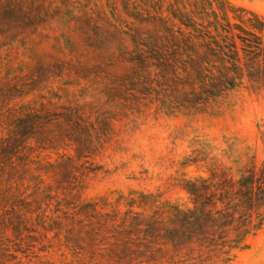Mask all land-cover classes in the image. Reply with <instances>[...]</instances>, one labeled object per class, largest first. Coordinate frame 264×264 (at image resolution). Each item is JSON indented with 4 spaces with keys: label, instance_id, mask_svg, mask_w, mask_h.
<instances>
[{
    "label": "rangeland",
    "instance_id": "obj_1",
    "mask_svg": "<svg viewBox=\"0 0 264 264\" xmlns=\"http://www.w3.org/2000/svg\"><path fill=\"white\" fill-rule=\"evenodd\" d=\"M225 1L231 23L264 20V0ZM200 2L0 0V264H147L110 231L127 213L264 170V88L209 98L185 65L200 50L170 6L207 25ZM230 264H264V227Z\"/></svg>",
    "mask_w": 264,
    "mask_h": 264
},
{
    "label": "trees",
    "instance_id": "obj_2",
    "mask_svg": "<svg viewBox=\"0 0 264 264\" xmlns=\"http://www.w3.org/2000/svg\"><path fill=\"white\" fill-rule=\"evenodd\" d=\"M141 1L145 6L153 2ZM177 6H170L172 17L186 30L191 29L188 34L181 32L185 49L195 50L198 44L200 50L198 59L194 58L196 53H186L192 58L185 65L198 74L202 86L212 89L209 98L237 89L244 80L253 88H264L262 18L251 14L254 19L249 20V26L243 22L231 23L225 15L228 11L225 0H201L197 9L204 11L201 20L208 22L197 25ZM191 43L193 47H188ZM40 118L29 115L21 120V128L33 130ZM186 191L192 200L191 208L169 204L158 211L159 215L151 217L130 212L118 226H112L110 231L121 236L122 245L135 255V261L230 264L232 252L246 249L249 238L264 227L263 169L241 171L238 178L227 174L199 178L188 182ZM184 252L188 254L182 256ZM169 253L173 255L168 257Z\"/></svg>",
    "mask_w": 264,
    "mask_h": 264
}]
</instances>
